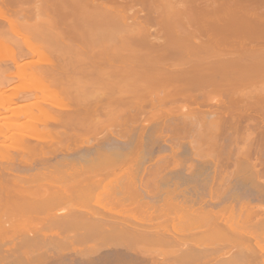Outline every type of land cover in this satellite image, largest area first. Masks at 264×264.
<instances>
[{"label":"bare ground","instance_id":"6f19581e","mask_svg":"<svg viewBox=\"0 0 264 264\" xmlns=\"http://www.w3.org/2000/svg\"><path fill=\"white\" fill-rule=\"evenodd\" d=\"M7 1L8 3H6ZM24 1L17 3L22 4L20 2ZM0 2H3L4 5L7 4L8 8L12 5L13 8L16 7L14 5L19 6L14 2L10 4L9 0H0ZM36 2L41 6L42 12L44 10L48 12L45 14L53 16V19H51L52 16L50 18L47 17V20L44 18L47 23L49 22L46 30L48 28L49 31H47L50 34H47L49 37L51 35L50 40L49 37L46 39L44 31V40L61 44L56 39V36H60L58 33L64 34L67 32V35L70 34L68 35L70 37L69 41L71 40L75 45L67 41V35H65L66 38L62 35V38H58L59 41L62 39L61 42L63 41V43H70L65 44L67 46L63 44V47L65 49L68 47L70 52L76 46V41L79 42L76 46L77 50L75 49L76 53L91 56V62H89L91 66L89 68H93L96 71L95 78L100 82L103 81L105 84L108 83L111 89L110 91H99L92 94L95 97L92 96L89 100H85L86 98L83 97L85 102L81 99L82 92L84 91L81 87L83 85L86 86L85 84L87 83L79 82L77 79V84L76 82L72 84L73 90L69 86L71 89L68 87V90L71 91L68 92L71 94L73 91V97L74 94L79 93L78 91L82 94L80 93L81 95L78 94L75 98H70L71 100L77 99L74 100V104L70 100L71 105L68 103V105H65L66 107L63 105L68 112L54 115V113L52 114L53 111H48L45 108H47L46 104H48V101L51 103L49 99L52 95H55L56 86L62 89V85H56L57 83H55L54 77L59 76L57 72L55 71L56 74H53V72H50L51 68L48 67L49 71H47L46 66L39 67L45 69V80L42 79L44 82L40 83L37 87H35L36 83L35 86L32 84L35 76L31 81H27L28 78H26L28 84L31 82L30 85L32 87L40 90L46 96L44 97L40 94L41 98H44L42 101H40L41 99L38 101L36 99L37 102L35 103L32 101L34 104L37 103V106L35 105L36 109L33 108L34 106L32 107L33 103L31 101L30 103L27 102L26 105L19 103L21 106L18 104V109H16V106V108L14 107L17 112L13 110V116H5L3 113V116H0V135L4 136L3 142L5 144L3 145L4 151L0 154V241H3L4 237H7L10 231H14L21 222L31 221L37 223L43 220L42 214L44 213L47 214L48 218L55 217L60 219L59 217H61L60 222H63L62 218H64L65 224L69 222L70 224L68 225H73L77 223L75 216H77L80 210L81 215L85 213H82V207L95 202L92 200L100 196L99 201L103 198L104 194H108L104 195L108 197L113 193L119 195L120 199L116 198L118 196L113 195L116 196L115 198L118 201L115 200V203L134 200L137 195H139L138 198L140 196H142L140 198L147 196L148 198L153 199L154 197L155 199L156 194H162L163 191H166V196L172 195L171 197L179 193L182 196L185 195L183 192L186 190L185 192L187 193V188H181L182 184L180 186L176 181L169 182L167 189H162L161 193L158 188H160V185L162 187V184H168L169 179H164V181L162 178L159 180L154 170L157 167L158 172L164 165L169 164V161L168 163L163 161L172 158L170 162L174 167H184L181 160L179 161V154L183 151H180L183 141L180 142L181 145H174L172 143H179L185 134H188L186 136H190L187 140L190 142L191 148L189 147V149L193 153H191L192 155L204 156L208 151L207 154L212 156L216 148V153L218 152L220 155L221 151H218V148L220 150V146H216L215 149L211 148V151L215 150L213 152H210L207 148L213 147V145H221V143L224 147L226 145L225 148L221 146V149L224 148L225 151L222 149V153H226V155L218 158V154L215 155L214 153L213 156L217 158L212 157L214 158L213 161L211 159L205 163L192 162L188 164L189 166L186 165L187 167H184L192 177L203 172L200 171V168L202 170L209 167L206 170L209 169L208 172L210 171L208 175L211 182L209 180L206 181L208 183L205 186L210 182V187L208 186V188L210 191H214L213 194L209 192L211 199L208 200L204 198L198 199L199 197L194 198L192 194L191 197L185 195V206L188 207V210L195 215L199 222L205 218L210 219V222L207 219L206 221L204 220V223L207 224L208 222L207 227L210 226L209 228L205 224H201L203 225L202 228L199 226V223L198 226L202 228V232L205 227L209 229V232L213 227H216L213 231L216 232L218 230V233L225 230L230 231L229 235L232 234L233 240L241 247V251H238L240 252L239 258L230 256L233 260L237 258L234 264H264V206L262 204H253L247 197L246 200H241L237 197L235 201L232 200L234 202L229 203H225L226 201L224 200L227 197L226 195H228L226 192L233 189L234 191L235 189L237 190L235 186L238 185L237 187H239V182L243 184L244 188L246 186L250 187L251 184V190L257 191L264 198V179L261 177L264 162L252 161V157L256 153L257 155L259 152L261 153L258 155L259 158L264 156V145H254V137L251 136V133H246V131H249V124L245 123L246 125H244L242 122L244 125L243 129L239 121V118L242 117L240 115L248 114L249 116L253 109L261 110L264 115V0H36ZM33 5L35 6V4ZM42 12H40V16H42V20L44 21ZM1 13H4V16L6 15L5 12ZM130 20L133 21L130 22ZM152 25H157L158 27L153 30ZM51 28L54 29V34ZM61 29H64V33H62ZM116 29L117 32L122 31L124 33H118L120 35L115 32L112 33ZM150 29L153 31H150ZM88 30L92 31V33ZM50 31H52V34ZM57 31L60 32L57 33ZM86 31L90 34H87ZM106 32H110L109 35H107L108 33L105 34ZM40 38L41 35H39ZM51 38L56 40L52 39V41ZM64 39H66V42ZM89 39L92 40L90 41ZM87 42H90V47L86 46V44L88 45ZM32 45H30L32 47L30 51L40 53V49L39 51H37L38 49L33 50L35 46L33 47ZM68 45L74 46H72L73 48H69L70 46ZM85 46L87 50H84L86 49ZM73 51L71 52L72 55ZM35 52L34 54H37ZM16 53L12 52L8 58L12 61L14 57V62L16 60L19 61L18 53ZM49 53L48 55L51 56L53 52ZM40 54H43V52ZM40 58L41 55L38 60ZM47 58L49 59V56ZM47 58L42 57V61L47 63ZM103 60L108 64L102 66L101 61ZM116 60L118 62L121 61L122 67L117 62H113ZM19 62L14 65L18 70L26 67L22 68L26 72L35 69V71L33 70L34 75L37 74V71H42L41 73H43V70L37 69L36 71L34 67L35 64L37 65L41 61L25 60ZM89 63L87 65H90ZM84 64L86 63H83L85 69L87 66ZM29 65L33 66V68L31 67L30 69ZM47 65L50 64L48 63ZM22 72L27 74L24 71ZM46 72L51 74H47ZM30 75L32 76V73ZM41 75L43 76V74ZM76 75L73 77L74 79L78 77ZM50 77V81L53 79L54 83L48 82ZM41 78L39 77V79ZM61 81L59 83H64L65 86V81L63 83ZM69 82L68 84L71 85ZM0 86L4 87V85ZM53 87H55V90L52 89ZM63 91L65 92V90ZM63 91L61 92L62 94ZM108 92L110 93L108 94ZM101 93L104 95L102 94L101 96ZM1 94L3 95V93L0 92V99H2ZM49 94L51 96L48 98ZM57 94L58 98H60L59 90ZM104 96L107 99L103 98ZM69 97L67 96L68 99ZM78 99H81V101ZM104 100L109 102L107 103ZM106 103L107 105H105ZM147 105L151 106V112L147 114V119L149 116L148 120L152 124L148 122V129L146 128L145 130L144 126L142 127L144 129L140 127L141 131L140 129L139 131H135V128H139V122L142 124V121H137L139 117L135 112H141L144 108L146 109ZM22 106H25V108ZM63 106L60 107L58 105V108H56L53 105L52 107L62 109ZM19 107L23 109H19ZM5 109L10 110L8 108ZM104 112L108 114V116L106 115L107 122L111 120L110 126L108 125L109 122L107 123L104 120ZM228 112H231L230 116ZM233 112L241 113L240 115H237L238 113L235 115ZM24 118L29 119L22 122ZM39 120L53 121L57 126H64L65 129L51 128L44 132L38 131L33 134L22 132L20 140L23 145H20L18 148H11L8 141L12 137L10 135L9 137L11 138L5 137L7 131L10 128L12 129L13 126L15 127L16 124L25 127L34 126ZM99 120L102 123L105 121L108 125H106L107 128L111 127V129L105 130V123L103 125L101 122L99 123ZM137 122L138 124L135 125ZM254 122L256 121L254 120ZM162 125H165V128L168 125L167 129H173V131L178 128L175 139L172 136L174 133L171 135L170 132V139L168 140L165 137L167 136V132L165 131L167 129L162 128ZM98 127L105 130L104 135L101 133L103 135H100L101 137L99 136L100 133L98 134L101 129ZM161 128L165 131L163 138L165 137L166 139L163 141L164 139L161 137L162 141L165 144L168 142L171 144H169L170 147L168 144L164 145L170 152L165 147L163 148L161 142H159L161 141V133H163ZM99 129L100 131L94 133V131L96 132ZM180 129L185 133L183 136H181ZM193 129L194 133L189 134ZM89 130H92L90 132L95 135L92 138L91 136L90 138L87 137L90 135ZM241 130H244L245 133ZM134 131L135 133H140L136 135L137 133L135 134ZM86 132L89 135H85ZM259 136L264 141V130L259 132ZM54 138L59 139H57L56 145H45L46 142ZM225 139L233 142L231 146L229 145L230 143L226 144ZM239 139L246 140L242 144L243 148L237 147V151L234 152L232 145L241 146ZM167 140L168 142L166 143ZM155 142H159L160 144H156ZM152 143L156 144V146L159 145L157 147V149L161 150L159 151L158 149L159 155L155 156L157 149L151 150L155 153L148 152L149 150L146 152L145 145H152ZM205 145H210V147L204 148L203 146ZM151 148L152 146L148 149ZM199 148L201 149L199 150ZM203 148L204 150L207 149L206 152L203 151ZM162 151H165V154ZM257 155H255V158L258 157ZM223 156L224 158L227 157L224 159L222 158ZM154 158L158 160L155 161ZM153 159L155 162L152 161L154 165H150L151 171L148 167L149 175L146 174L148 164L146 167L144 166L145 170L143 171H140L139 167L133 169L135 165L140 166L143 164L142 162L145 164L146 161ZM232 163L234 168L237 169L229 173L230 170L226 169ZM127 164H129V169L133 165L129 171L125 170L126 167L124 168ZM207 164L209 166H205ZM152 165L156 167L153 169ZM121 167L126 172L121 171L122 174L120 176L119 171ZM53 172L62 173L63 176L55 180L38 181V177L42 175L47 176ZM106 174L107 177L112 178L110 180L109 178L106 179L108 182H105L104 179ZM228 174L238 178L234 181L232 180V176ZM238 174L239 176H237ZM239 178L241 179L237 182ZM234 191L233 193L230 191L231 197L235 194ZM165 194L163 195L165 196ZM222 194H226L223 196L224 198H221ZM238 195L235 194V196ZM127 196H130L129 198L131 199H128ZM147 197L145 199H148ZM171 197L168 196V198ZM105 198L102 200H106ZM121 199L128 200L120 202ZM222 199L224 200V204H222ZM112 202H114L113 199ZM144 202L149 203V201L145 200ZM220 203L222 206L218 210H215L216 208L213 207L220 205ZM65 208H68V213L57 212ZM258 211L262 215H259L260 212ZM228 212H230V215H228ZM225 213L228 216L227 218L231 217L230 219H233L232 217H234L233 220L235 222L233 221V223L229 224L230 219L226 218L229 221L227 224L228 221L223 218L225 217L223 216ZM253 216H258L256 217L258 218L257 223H259L260 227L262 226V228L256 227L255 220L253 222L255 227L252 226V228L254 227V231L250 228L251 225L248 226L247 224L249 219L254 218ZM93 217L88 219L84 216L82 220L89 221L90 226L84 224L86 227H83V230L78 228L80 230H77L76 233L95 241V244L89 250L78 248L75 246V242H72L70 247H60V244H54V247L59 246L55 247L58 250V253L55 252V254H59L61 250L68 249L70 252L72 251L74 255L69 258L68 264H105L114 260V262L122 263L124 261L128 262L126 260L128 259L127 257H129L130 261L132 259V261L141 262L148 256L144 248L145 246L154 245V243L157 245V242L159 244V241L162 242L163 239H170L168 237L173 236V229L177 230L174 225H171L173 227L171 232V226L168 227L170 230H167V228L165 229L166 231L162 229L164 232H161V229L147 230L148 228L141 229L137 225L131 226V223L128 225L127 223L129 222L124 224V222L120 221L122 224H119L117 223L119 221L114 219L116 223L113 220L111 221L113 223H109V218L105 222L107 220L105 218L107 217ZM85 218L87 219L85 220ZM194 220L195 218L192 221ZM257 228L260 229V233ZM256 230L259 234L254 233ZM178 232L179 229L177 230ZM205 232L202 234L205 235ZM175 235L171 238H174ZM207 248L209 250L201 251L200 248L189 247L183 251V254L191 260L193 259L197 262L200 260L201 264H217L216 258L220 261L224 258L228 259L225 256L224 258L219 257L220 253L224 254L222 253L223 249L220 248L221 250H218L219 248H214V250H211L212 248ZM202 260H204V263H202ZM229 261L231 260H224V264H231L232 261ZM129 263L131 262L127 264ZM151 264L162 263L152 259Z\"/></svg>","mask_w":264,"mask_h":264},{"label":"rangeland","instance_id":"374dc122","mask_svg":"<svg viewBox=\"0 0 264 264\" xmlns=\"http://www.w3.org/2000/svg\"><path fill=\"white\" fill-rule=\"evenodd\" d=\"M9 1H10L9 2L10 4H13V2L15 4H18L17 2L23 1V0H19V1L18 0L17 1L16 0H9ZM6 3H8V1ZM20 3H22V4H18L19 6L14 5V6H16L14 8L12 7L13 5L11 6L10 4H9V6H11L12 8L11 7L8 8V5L7 4H6L7 5V7H6V5H4L3 2L0 4V85H4V87L3 86H0V88L2 89V90L0 89V92L3 93V95L1 94L2 95L1 96L2 99H0V116L1 115L3 116V114H5V116L6 115L7 116H13L12 111L14 110V112H17L15 110V108L17 107L16 109H18V104L19 103L22 104V105L24 103L26 105L27 102L30 103V101L31 102L34 101V103H35V102H37L40 99H41L40 101H42V99H44L43 97L41 98V96L42 95L44 96V94L42 92H40V90H36L34 87H32V85H30L31 82L29 84L27 82V81H31L34 78V76L37 79H35V78L33 79V81H32L33 86H35V83H36V86L35 87H37L38 85H40V83L44 82L43 80H45V77H44V75H45V73H44L45 71L44 70L45 69L39 68L41 66H46L47 67V69H46L47 71H49L48 69L51 68V70H53V71L50 70V72H53V74L54 73L56 74V72H57V75H59V76H56V75L55 76L59 79V81H57L58 79L56 77H54V79L57 81V82L55 81V83H57L56 85H62L61 86L62 89L59 86H56V90L54 89L55 87L52 88L53 90H55L54 91L55 92V95H52L54 97H52L50 94L48 95V98L51 96L52 99L53 98H55V99L52 100L50 98L49 100H51L50 101L51 103H49V101H48L47 102L48 104H46L47 108H45V109L48 110V111H53L52 114L54 113V115L55 114L56 115L57 114H60L62 112H68V110H66V108H65L66 107L65 105H68V104L71 105L70 104V100H71L70 98H75L78 94L81 93L78 90H74V91H78L79 93L76 94V95L74 94V97H73V93L74 92L72 91L71 94L68 92V91H71V90H68V87L69 86L72 87V84H74L73 82H76L77 79L79 80V82L87 83V84H85L86 86L83 85V87H81L84 90L82 92L84 96L83 95L81 96L82 97L81 99L83 101H85L87 99L89 100L92 96L95 97V95H92V94L98 93L99 91H101V92L102 91H104V92L105 91H110L111 86L108 83L105 84L102 81L104 83L103 84L102 82H100L99 80H97L95 78L96 71L93 68H89L91 66V64L89 63V62H91V59H90L91 56L89 57L87 55L77 54L76 53V50H77L76 49V46L78 45L79 42L76 41L77 44L74 47V49H72V50H74L73 51L74 52L73 55L71 53L72 50L69 52L68 47H67V49H65L63 47L65 44H67L69 42L73 43L71 40L69 41V38L70 37L68 35H70V34L67 35L66 34L67 32L66 33L63 32L64 29H61L62 30V33H64V34L58 33L60 31H57V33L60 34V36H56L57 38L54 37V38H56L58 40V43L60 42L62 44V46H60L61 44H57V42H55V41H54L55 43L49 41L51 35L49 37V35H48V34H50L48 32L49 29L47 28L48 31L46 30V26L47 27L49 26V25H47V24H49V22L47 23L46 20H47V17L50 18L52 15L45 14V13H48V12H46L44 10L42 12V8H41V6L38 5V2H36V0H29V1L28 0H25L24 2H20ZM33 4H35V6ZM37 9H39V10H37ZM38 11L42 12L43 19L46 18V20L45 19H44V21L42 20V16H40V12H38ZM1 12H5L6 15L4 16L3 15L4 13H1ZM1 15H3V16H1ZM51 19H53V16L51 17ZM51 19H49V20H51ZM132 21L133 20H130V22H132ZM52 27H53V25H52ZM157 27H158L157 25H152V29L153 30H154V28H157ZM53 28H51V29H53ZM69 29H71V28H69ZM152 29H150V31H153ZM67 30L68 29H66V31ZM72 30H73V28H72ZM44 31H45V34H46V37L45 38L48 39V37H49V40H47V41H46V39L44 40V36H45V35H43V32ZM50 32L52 34V31H50ZM54 32L55 31L53 29V34H54ZM68 32H69V30H68ZM89 32L92 33V31H89ZM89 32H87V34H90ZM114 32L117 33V34L118 33H120V34H123L124 33L122 31L121 32H119V31L117 32V29L114 30L112 33H114ZM107 33L108 32H106L105 34H107ZM109 33L107 35H109ZM58 34H56V35H58ZM75 34H76V32H75ZM75 34H74V36H75ZM120 34H118V35H120ZM39 35H41V38L43 37L42 40H40L41 38L39 39ZM62 35H64V37H65V35H67L68 36V40L67 41H69V42L63 43V41L61 42L62 39L59 41V39L63 37ZM90 38H92V37H90ZM52 39L53 38H51V40ZM56 39H53V40H56ZM99 39L101 40V38H99ZM64 40L66 42V39H64ZM89 43H88V45L86 44L87 47H90ZM73 44L75 45V43H73ZM30 45H32L33 47L35 46V48H33V50L34 49L35 50L38 49L37 51H39V49H40V53L43 52V54H40L39 52L37 53L35 51L34 52L37 53L38 55L37 54H34L33 51H30L31 48H32V47H30ZM74 45H68V46H70L69 48H71ZM65 46H67V45H65ZM86 46H85L86 49H84V50H87V47ZM28 47H30V48H28ZM36 47H39V48H36ZM65 50H67V51H65ZM61 51H65V52H61ZM12 52H14V53L17 52L18 53L17 56H18V59H19L20 62H23L25 60H37V61H41V62H39L40 64L37 63V65L35 64L34 67L36 68V71H37V69L43 70V73H41L42 71L41 72L40 71H37V74H40L41 73V74H43V76L41 74L40 75H37L36 74L37 76L34 75L33 74V70L35 71V69H31V67L33 68V66H30V65L29 66H30V69L31 70H29L28 72H26V70H23L22 69V68H26V67L20 68L22 70H20V69L18 70L17 68H15L14 67L15 63H18L19 61L16 60V62H14V60H13L14 57H13L12 58V61L13 62H12L11 59L8 58L9 54L11 55ZM49 52H53V53H51V56L48 55ZM58 52H60V53H58ZM44 53H46V54H44ZM40 55H41V58H40V60H38L39 57H40ZM12 56H13V54H12ZM47 56H49V59L47 58ZM109 56H107V57H109ZM42 57L47 58V60H48V61L46 60L47 63H44V61H42L43 60ZM115 58H117V57H115ZM118 61H119V58H118ZM118 61L116 60V61H113V62H117V64L119 65L121 63V61L120 62H118ZM48 63L51 66L50 65H47ZM83 63H86L84 65L87 66V67H85V69L83 67ZM87 63H89L90 65H87ZM32 64H34V63H32ZM106 64H108V63H106L105 60L101 61V65L102 66H104ZM38 65H40V66H38ZM120 67H122L121 64H120ZM104 70L106 71V69H104ZM22 71L26 72L27 74L23 73ZM30 72L32 73V76L30 75L31 74ZM75 72H77L76 74H78V75H76V74L75 75L78 76V77L74 79L73 77L75 76L74 75ZM46 73L48 74L49 72H46ZM49 74H51V73H49ZM51 76H54V75H51ZM39 77L40 78L42 77V78L39 79ZM47 77H48V75H47ZM59 77L61 78V80L65 81V86H64L63 81H61ZM26 78H28L27 81H26ZM50 79H51V77L48 79V82L54 83L53 79L51 81H50ZM67 80L70 81L69 83H71V85L68 84V81ZM34 81H36V82H34ZM60 81L63 84L59 83ZM37 82H38V84H37ZM76 84H77V82H76ZM57 87H58V89H57ZM70 87H69V89H71ZM78 88H76V89H78ZM58 90H59V94L63 90H65V92L63 91V94L61 93L59 95V97L61 96L60 98H58V94H57L58 93ZM72 90H73V87H72ZM103 93H101V96H102ZM109 93L110 92H108V94ZM40 94H41V96H40ZM69 95H70V97H69ZM67 96L69 97V99L67 98ZM3 97H4V99H3ZM83 97L86 98V99L84 100ZM103 98L107 99L105 96ZM36 99H37V101H36ZM81 99H78V100L81 101ZM74 100H77V99L71 100V103L72 104H74ZM104 101H106V100H104ZM34 103H33L32 107L34 106L33 108L36 109L35 107L37 106V103L36 104H34ZM107 103L105 105H107ZM53 105L56 108H58V105L60 107H62L64 105L65 107L63 106L62 109H55L54 107H52ZM22 107L25 108V106H22ZM22 107H19V109L22 108ZM5 108H8L10 110H6ZM141 112L140 111L139 112H135V113L138 114V117H139L138 118L139 120L137 119V121L138 122L139 121H142V124L140 122H139V124H138V122L135 123V125L136 124L139 125V126L137 125L139 127L138 129L135 128V131H137V130L139 131L140 127H141V129H144V128H142L144 126H145V130H146L147 127L149 128L148 122L149 123L151 122L150 120H148L150 118L149 116H148V119H147V114L151 112V106L150 105H147L146 106V109L144 108L143 110H141ZM231 112H228L229 113V116L231 115ZM139 113H140V115H139ZM233 113L235 115L237 113H238L237 115H240L241 112L240 113L239 112H233ZM104 115H105L104 116V118H105L104 120H106L107 119L106 115L108 116V114H106L104 112ZM245 115L248 116V114H242V115H240V117L241 116L243 117V120H242V117L239 118L240 124L242 125V127L244 125H246L245 123H248L249 124V126H248L249 127V129H248L249 131H246V133H251V136L254 137V140H253V144L254 145H256V146L264 145V141L259 136V132L262 131V130H264V126H263V121H264L263 120V117H264V115H263V112L261 110H258V109L257 110H254L253 109V111H251V113H250V115L248 117L247 116L245 117ZM252 117H254L255 119L252 118ZM27 119H29V118H27ZM27 119L24 118V120L22 122L27 121ZM101 119H103V118H101ZM100 120H99V123L102 121V120L101 121ZM107 120H106V122H107ZM254 120L256 122H254ZM108 122H109L108 125L110 126L111 120H109ZM242 122L244 123V125H243ZM104 123H105V121H103V123L101 122V124H103V125H104ZM150 124H152V123H150ZM106 125L107 124L105 123V126ZM107 126H106L105 130H107V129L109 130V128L111 129V127H108L107 128ZM101 127H102V125H101ZM101 127H98V128L101 129ZM167 127H168V125H166V128H165V125H162V128L167 129ZM51 128H58L60 130L65 129L64 126H61V125L57 126L53 121H42V120H39L38 123H35L34 124V126H29V127H25V126H21L20 124H16L15 127L13 126L12 129L10 128V130L7 131L5 137H9V135H10L12 137V139H10L8 141V144L11 145V148H13V147L14 148H18V147H20V145H23L22 142H21V140H20L22 138L21 137L22 132L27 133V134H33V133H36L38 131L44 132V131H46L48 129H51ZM100 129L97 130L96 132L94 131V133H97L98 131H100ZM141 129H140V131H141ZM227 129H229V128H227ZM243 129H244V127H243ZM105 130L102 128L101 131L98 132V134L100 133L99 136L102 135L105 132ZM145 130H143V131H145ZM167 130H165L167 132L166 133L167 136H165V137H167V139L169 140L170 139L169 136H171L174 133L175 135L173 134L172 136L175 139V137L177 136L176 134L178 132V128L176 129L177 132H176V130L173 131V129H171V130L169 129L170 131L169 130L167 131ZM90 131L92 132V130H89V132ZM135 131H134V133H135ZM165 131H163V129H162V132L163 133H161V136H160L161 141L158 140L159 142H161V145L163 146V148L167 144H168V146L170 144V142H168V140L166 141V143L168 142L167 144H165V142H163V141L166 140L165 137L163 138V136L165 135V133H164ZM180 131L179 132L182 134L181 136H183L185 133L181 129H180ZM241 131L243 133H245L244 130H241ZM87 132H86L85 135H89L90 134L89 136H87L88 138H90V136H91V138L93 136H95L94 133H91V132L89 133L88 132L89 134H87ZM169 132H170L171 135H169ZM190 132L191 133H189V131H188L189 134H193L194 133V129L191 130ZM136 133L135 134L138 135L140 132H136ZM186 135H188V134H185V136ZM185 136L182 138L183 140L181 139L179 141V143L177 142V144L171 142L174 145H179V144L181 145L180 142L183 141L182 142V148L180 149V151L183 150L184 152L182 151V152H180L181 154H179V150H178V154L180 155V157L182 156L181 158L179 157V161L181 160V162L183 163L184 167L186 165H188V164H191L192 162L193 163H197V162L198 163H205V162H207V160L210 161L211 159H212L211 161H213L214 158H212V157H216V156H213L214 153H215V155L218 154V156H219L218 158H220V156H222V155H226V153L225 154L222 153L224 151V148L226 147L225 144H224L225 147L222 146L223 145L222 143H221V145H215V146L213 145V147H210V145L203 146L204 148L210 147V148H207V149L210 150V152L215 151L213 149H215L216 146L217 147L220 146V150L218 148V151H221L220 155H219L218 152L216 153L217 148H216V151L213 152L212 156H210V155L207 154L208 151H207V153H205L206 156H205L204 153H203L204 156L192 155L193 153L189 149V147L191 148V145H190L189 140H187V138L189 139L190 136L189 137H187V136L185 137ZM11 137H9V138H11ZM3 138H4V136L0 135V154L4 151V146L3 145H5V144L3 142ZM57 139L58 138H54L52 140L50 139L51 141L46 142L45 145H56ZM177 140H179V139H177ZM244 140H246V139H239V142H241V146H242V144H244V142H245ZM225 141H226V144H229L230 143L229 144L230 146H231V143H233V142H230L229 139L228 140L225 139ZM159 142H155V143L158 144ZM147 144H149V143H147ZM147 144L145 145L146 152L148 150H149L148 152H150L151 150H155L159 146V145L156 146V144H154V143H152V145H147ZM161 145H160V147H161ZM151 146H152V148L151 149H148ZM221 146L224 147V148H222L223 151L221 149ZM232 146H233L234 152L237 151V147L243 148V146L241 147L240 145H232ZM163 148H162V150H163ZM204 148H203V151L206 152L207 149L204 150ZM211 148H213L212 149L213 151H211ZM158 149L155 151L157 154L154 151H151V152H154L155 153V156L156 155H159ZM165 149L167 151H169L167 149V147H165ZM200 149L201 148H199V150ZM188 150H190V151L188 152ZM257 150H259V149H257ZM159 151H161V150L159 149ZM162 152L165 154V151H162ZM154 153H152V154H154ZM201 153H202V150H201ZM259 154H261V153L259 152ZM255 155H257V153L253 155L254 157H252L253 158L252 161H259V163L264 162V156H261L259 158V156L257 155L258 157L255 158ZM147 156H148V154H147ZM187 156H189V157H187ZM232 156H234V155H232ZM182 158H184V159H182ZM222 158H224V156ZM154 159L151 160V161H149V160L146 161L145 164H144V162H142L143 164L140 165V166H136L135 165L133 167V165H132L131 166V169H132V167H133V169L139 167V170L141 169L140 171H143V170H145L144 168L148 164L149 166L147 165V167H146L147 168V173L146 174L149 175V173H148L149 172L148 171V167L150 169V165L153 164V162H155V161L158 160V159L157 160L155 159V161H154ZM172 159H167L166 161H163V162H167V163L169 161V164L170 165L169 164L166 165V166L164 165L165 167L163 166L161 168L162 170L159 169L158 172H157V169L158 168L156 166H153L154 164L152 165L153 167L151 166L153 169L156 167L155 168L156 170H154V173L155 172L157 173L155 175H156V177L159 180L162 179V178H163V180L164 179L165 180H168V179L170 180V181L168 180V184H166V183H165L166 185L165 184H162V187L160 185V188H158V190L161 191V193H162V189H165V188L167 189V187H168L167 185H169V182H172V181L175 182L176 181L178 183V185L181 186V184H182V187L181 188H184V189L187 188V193L185 192L186 190L183 192L186 196L191 197V194H192V197H194V198L195 197H199L198 199H200V198H202V199L204 198V199H207V200L208 199H211V196H209V192H211L213 194L214 191L213 190L210 191V189L208 188V186L210 187V182H211L210 180L211 179L209 178V175H208L210 171L208 172L209 169L208 170H206V169L209 168V167H207V168L204 167L206 169H202V170L200 168V171H203V172H200L199 174H197V175H195V176L192 177L191 174L188 173L189 171H187L186 168H184V167L183 168H181V167L180 168L174 167V165H172V163L170 162ZM183 160H184V162H183ZM173 162H174V160H173ZM205 166H209V165L207 164ZM262 166H264V164ZM262 166H260V167H262ZM122 167L120 168V171L117 168L118 171L120 172V174H119L120 176L122 174L121 171H125V170L126 171H129V170H131V169H129L130 168L129 167V164H127V165L124 166V168L126 167L125 170H123L124 168H122ZM111 168H113V167H111ZM226 168H227V166H226ZM236 169L237 168H234V165L232 163L231 165L228 166V168L226 170H228V171L230 170L229 173L230 172L232 173V171H234ZM204 170H206L208 173L206 171H204ZM150 171H151V169H150ZM262 172L263 173L261 174V177H262V179H264V167H262ZM238 173L240 174V172H238ZM239 174L237 176H239ZM119 175H118V178H119ZM228 175H231V174H228ZM62 176H63L62 173L60 174L59 172H53L51 174H48L47 176H45V175L43 176L42 175L41 177H38L39 178L38 181L39 182H44V181H48V180H55V179L61 178ZM110 176H112V174H110ZM231 176L233 178L232 180H234V181L238 178L236 176L234 177V175H231ZM106 177H107V174H106ZM106 177L104 176L105 182H108V180L106 181V179H108L109 176L107 178ZM206 177H207V179H206ZM110 178H109V180H110ZM241 178H239L237 180V182L240 181ZM208 180L210 182H209L208 185L205 186V184L208 183V182H206ZM239 183H240L239 184V187H237L238 185L235 186V188H237V190L235 189V191H234V189H233V190H229V191L226 192L228 195L225 194L227 196L226 199H224L226 201L225 203L234 202L237 199V197H238V199H241V200H244V199L246 200L248 198V199L251 200V202L253 204H259V205L262 204L264 206V200H263L264 198L261 197L257 193V191H255L254 189L253 190L255 192L251 190L252 189L251 184H250V187L246 186V188H244L243 184H241V182H239ZM207 189H209V190H207ZM248 189H250V190H248ZM230 191L232 193L234 191L236 195L237 194H239V195L238 196H235V194H234L232 196L233 197L232 198L231 197L232 194H230L231 193ZM156 192H158V191H156ZM165 192L166 191H163L162 194L158 193L159 195L156 194L157 197L155 196V199L153 197L154 201H153V199L148 198L147 196H145V197L143 196V198H140V197H142V196H140L138 198L139 195H137V197L135 195L136 199H134V197L131 195L134 200H128V199H131V198H129L130 196L129 197L127 196L128 199H124V200H128V201H124L123 199L120 200V202L123 200L124 203H115V200L117 201L116 198H119L120 197L119 195H117L115 193H113L111 195L109 194L110 195L109 197L108 196H104V195H108V194H104L103 196L101 195L103 197L102 199H104V197H106L105 198L106 200L100 199L101 201L100 200L98 201V199L101 198L100 196L98 198H96L97 199V202H96V199L95 198L93 200L91 199L92 201H95V202L89 201L91 203H89L88 205L82 207V210H83L82 213L85 212L84 214H87V215H84V214L81 215L80 214L81 213V210H80V212L77 214V216H75L77 218V221H76L77 223H75L73 225H68V224H70L69 222H68V224H65V222H64L65 219L64 218H62V221L63 222H60L59 220L61 219V217H59L60 219L55 218V217H49L48 218L47 217V214H45V213L42 214V218H44V219L38 221L37 223L36 222H31V221H28V222L27 221H24V223L21 222L20 224H18L19 226H17L14 231L13 230L10 231V233H8L7 237H4L3 241H0V264L1 263L2 264H5V263L6 264H34V263L37 264V261H38V264H40V262H43V263H46V264L47 263L48 264H60V263L61 264L62 263L63 264H68L69 263V258L74 255L72 253V251L70 252V250H68V249L67 250H61L60 251V249H59L60 253L57 254L58 253V250H56L57 248L55 249V247H59V246L60 247H63V246L64 247H70L71 246V243L72 242H75V246H77L78 248L85 249V250H89L91 248V246L95 244V241L92 240L89 237H84V236H80V235H77L76 234L77 233V230H80L78 228H81L82 229L83 227L84 228L86 227L84 224H88L87 226H90L89 225L90 224L89 221L86 220L89 216H90L89 218H91V217L94 218L93 216H100V218H101V216L104 217V218L107 217V218H105V219H107L105 222H107L110 219L108 221L109 223H113L111 221L112 220L114 221V219L116 221L118 220L119 222H117V223H119V224H122V222H124V224L126 222H129V223H127L128 225H130V223H131L132 224L131 226H136L137 225L141 229L142 228L143 229L148 228L147 230H156V229L159 230V229H161L160 231L162 232L166 228L168 230L169 229L168 227H170L171 225L172 226L174 225L175 229H177V230L179 229V232L177 233V230H174L173 227L171 226V230L169 229L170 232L173 229V232L176 231L174 233H176L178 235H175L172 232L173 236L175 235L174 238H171L173 236H171V237H168L167 236L170 239H167V238L166 239H163L162 242L159 241L160 242L159 244L157 242V245L154 243V245H147V246H145L144 248L146 249V254L148 256H146V258L143 261H141V262H139V261H137V262L136 261H132V259L130 261L129 257H127L128 259H126V260H128V262H131L129 264H151L152 259H155L156 261H158L159 263L161 262L162 264H201L200 263V260H198L199 262H197L196 260H193V259L191 260L190 258H187L183 254V251L185 249L189 248V247H194L196 249H199L200 248L201 251L202 250L205 251L206 249H208L207 247L212 248L211 250H214V248L215 249H218L219 248L218 250L223 249L222 250V253H224L223 255L221 253L220 254L217 253V254H219L220 256L219 255L218 256L221 257V258L222 257L224 258V256H225V257H228V259L227 258L226 259L224 258V259H222V261H220L219 259L216 258L217 264H218V260H219V264H224L225 263L224 260L225 261L226 260L228 261L229 259L234 264V262H236L235 260L237 258H239V253L240 252H238V251L239 250L241 251V249H240L241 247H240L239 244H238L239 246L236 244V241L235 240H233V238L231 237L232 234L229 235V232L230 231L228 232V230H225L223 232L221 231V233L220 232L218 233L217 232L218 230H217L216 231L218 233L217 234L215 231H213V230L216 229V227H213L212 229L210 228L211 230L209 232V229H206V227L208 225V222H207V224L204 223V222L206 221V219L209 220V222H210V219L209 218H205L204 219L205 221H204V220H201L199 218L201 220L199 222V220L195 217V215H193L188 210V207L185 206V204H184V200H185L184 197L186 198L185 195L182 196V194L179 193L180 195L179 194H176L177 197L175 195H173V197H171L172 195H167L166 196ZM211 193H210V195H211ZM163 194H165V196ZM113 195H116L118 197L113 196ZM160 195H163V196H160ZM225 195L222 194V197L221 198H224L223 196H225ZM168 196L171 197V198H168ZM239 196H240V198H239ZM107 197L109 198V200H107L108 199ZM146 197L148 199H145ZM189 197H188V199H189ZM112 199L114 200V202H112ZM141 199H143V200H141ZM144 200L147 201V202L149 201V203H145ZM224 200L222 199V204H224ZM232 200H234V201H232ZM189 203H191V201H189ZM222 204L220 203V205H217L216 207H213V208H216L215 210H218L220 208V206H222ZM68 211H69L68 208H65L62 211H59L58 210L57 212H61V213L66 214V213H68ZM258 212H260V211H258ZM260 214L262 215L261 212L259 213V215ZM79 215H81V216H79ZM226 215H227L226 213H225V215H223V216H225V217H223L224 220H227V219H230L231 218V217L227 218L228 216H226ZM228 215H230V212H228ZM84 216L87 217V218H85L86 221H83L82 220V219H84ZM256 217H258V216H256ZM256 217L249 219V221H248L249 223L247 222L248 226L251 225L250 228H252V226H254V223H255V226L256 227H260L259 226V223H257V221H258L257 219L258 218H256ZM194 218H195V220L197 219L198 222H197V220L196 221L194 220L195 222L192 221ZM232 218L234 219V217H232ZM233 219H230L229 220L230 223L227 220L228 221V222L226 221L227 224L228 223L229 224L233 223V221H234ZM10 220H12V219H10ZM78 220H80V222H78ZM231 220H232V222H231ZM81 221H83L84 223L81 222ZM120 221H122V222H120ZM114 223H116V222L114 221ZM199 223H200V225H199ZM201 224H205V226H206V227L204 226L205 227L204 228L205 230L203 229V232L206 231L205 232V235H203L204 233L201 230L203 228L202 227L203 225H201ZM176 225L177 226L179 225V227L177 228ZM198 225L201 226L202 228H199ZM180 226H181V228H180ZM19 227H21V228H19ZM196 227H198V228H196ZM209 227L210 226H208L207 228H209ZM254 227L252 228V230L254 229ZM260 228H262V226ZM257 229H258V231L260 233V229L259 228H257ZM200 231H201V234H200ZM211 231H213L214 233L213 232L211 233ZM258 231L256 230V232H254V233L256 234ZM259 233H257V234H259ZM211 234H213V235H211ZM0 238H1V234H0ZM234 242H235V244H234ZM54 244L55 245L60 244V245L54 247ZM205 246H207V247H205ZM203 247H205V248H203ZM236 251L238 252V254H237ZM55 252H57L56 253L57 255L55 254ZM218 256H215V257H218ZM230 256L231 257L233 256V258L234 257H237V258H235V260H233V259H231ZM114 259H115V257H114ZM111 260H112V258H111ZM114 261L113 262H107L105 264H122V263L123 264H125V263L127 264L128 263L127 261L126 262L124 261L122 263L117 262V261L114 262ZM202 261L201 262L204 263V260H202ZM231 261H229V262H231Z\"/></svg>","mask_w":264,"mask_h":264}]
</instances>
